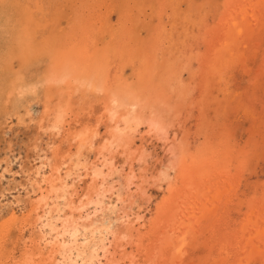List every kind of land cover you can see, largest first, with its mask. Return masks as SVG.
<instances>
[{"label":"rangeland","instance_id":"obj_1","mask_svg":"<svg viewBox=\"0 0 264 264\" xmlns=\"http://www.w3.org/2000/svg\"><path fill=\"white\" fill-rule=\"evenodd\" d=\"M178 1L0 0V264H23L25 246L39 236L30 213L37 198L29 185L31 173L42 168L48 174L57 166L63 177L68 156L75 154L84 168L67 183L65 198L59 204L57 199L60 213L53 212L52 217L58 229L64 218L76 219L80 230L76 241L68 234L61 240L77 263L84 262L76 257L79 252L89 257L97 248L94 264H130L133 259L134 264H168L171 254L166 253L165 259L156 248L171 230L174 240L184 233L198 237L202 248L194 252L198 256L194 264H264V241H260L264 240V26L260 24L264 2L258 7L250 3L252 13L245 17L253 18L258 10L260 20L252 21L257 27L249 19L247 24L239 19L246 37L234 34L242 41L234 52L238 59L229 60L234 65L228 80L217 85L212 78L226 65L225 55L232 46L214 32L228 25L235 11L241 13L245 0H181L182 5ZM59 69L67 71H61L64 77ZM108 161L111 166L104 165ZM93 164L103 168L105 180L100 178L98 185L104 184L83 199L93 202L78 218L67 206L91 187L84 174ZM185 166H195L198 174L213 172L221 180L211 196L204 190L207 178L202 177L199 189L207 195L200 198L195 187L185 194L190 181ZM122 174L131 179L125 181ZM179 195H185L187 202L179 204ZM104 246L108 255L113 254L108 263L100 249ZM189 260L181 259L184 264Z\"/></svg>","mask_w":264,"mask_h":264},{"label":"bare ground","instance_id":"obj_2","mask_svg":"<svg viewBox=\"0 0 264 264\" xmlns=\"http://www.w3.org/2000/svg\"><path fill=\"white\" fill-rule=\"evenodd\" d=\"M167 1H169V0H167ZM176 1H178V0H176ZM180 1V2H179ZM178 2H179V4L180 3H182L183 4V2H181V0H179ZM190 1V0H189ZM189 1H187V2H189ZM204 1V0H203ZM232 1H234V0H232ZM237 1V0H236ZM252 0H245L244 1V4H245V6H243V10H241V11H239V12H241L240 14H238V13H236V11L231 15L232 16V19L230 20L231 22L228 24V25H226L224 28H222V29H220V31L219 30H217V31H215L214 33L215 34H218V38H220V40L222 41L223 40V42H229L228 44L229 45H231L232 47H231V51H228V55H225L227 58H226V62H224V63H226V65H223V67H220L219 68V70H220V73L217 75L216 74V76H217V78L215 77V78H212L211 77V75H209L208 77L210 78H212L213 80H215L214 82L215 83H217V85L218 84H220L221 83V81L222 82H224V81H226V80H228V78H226V76H227V74L229 73V72H231L232 71V65H234L233 64V62H232V64H229V60H234V58L237 60L238 58H236L235 56V54H234V52H236V51H238V50H240L241 49V45L242 44H239L238 43V41L239 42H242L241 40H238V39H236L235 38V35H237L236 33L238 32L239 34L241 33V35H242V37H246V35H244V33H242V26L239 24V19L241 20V22H245L246 24L248 23V21L250 20L251 21V23H249L250 25L252 24L253 25V22H257L258 21V19L260 20V16L259 15H257L258 13H259V11L257 10L256 11V14L255 15H253L254 17L252 18V16H250L249 18H245L247 15H248V13L250 14V13H252V12H249L250 10H252V6H251V4L250 3H255V4H257V6L256 7H258L259 5H261V3L262 2H264V0H262V1H257V0H253L252 2H251ZM178 2H177V4H178ZM186 2V3H187ZM191 2V1H190ZM193 2V1H192ZM191 2V3H192ZM194 2H195V0H194ZM235 2V1H234ZM237 2H240V0L239 1H237ZM241 2H243V1H241ZM190 3V4H191ZM202 3V2H201ZM204 3V2H203ZM209 3V2H208ZM217 3V2H216ZM227 2H225V4H226ZM236 3V2H235ZM165 4V3H164ZM179 4H178V8H180L179 7ZM182 4H180V5H182ZM190 4H188V5H190ZM231 4V3H230ZM234 4V3H233ZM243 4V5H244ZM196 5H198V3L196 4ZM200 5V4H199ZM218 5V4H217ZM222 5V4H221ZM238 5V4H237ZM169 6V5H168ZM170 6H171V4H170ZM195 6V5H194ZM225 6V5H224ZM226 6H230L229 4H227ZM235 6V5H234ZM176 7V8H177ZM201 7V6H200ZM216 7H218V6H216ZM221 7V6H220ZM237 7H240V6H237ZM206 8V7H205ZM219 8V7H218ZM255 8V7H254ZM230 9V8H229ZM256 9V8H255ZM169 10H170V8H169ZM171 10H172V8H171ZM188 10V9H187ZM199 10H200V8H199ZM204 10V9H203ZM203 10H202V12H203ZM167 11H168V9H167ZM184 11V10H183ZM196 11V10H195ZM224 11H226V10H224ZM170 12V11H169ZM177 12V11H176ZM188 12H189V10H188ZM201 12V11H200ZM221 12V11H220ZM227 12V11H226ZM228 12H229V10H228ZM185 13V12H184ZM81 14V13H80ZM156 14V13H155ZM176 14H178V13H176ZM181 14V13H180ZM179 14V15H180ZM182 14H183V12H182ZM192 14V13H191ZM191 14L189 15V16H191ZM201 14V13H200ZM200 14H199V16H200ZM207 14V13H206ZM214 14V13H213ZM231 13H229V15H230ZM169 15V14H168ZM175 15V14H174ZM174 15H172V16H174ZM203 15V14H202ZM217 15H219V14H217ZM228 15V16H229ZM252 15V14H251ZM256 15L258 16V17H256ZM189 16H187V18H189ZM198 16V17H199ZM193 17V16H192ZM191 17V19H193ZM201 17V16H200ZM230 17V16H229ZM244 17V19H242ZM167 18V17H166ZM172 18V17H171ZM175 18H176V16H175ZM186 18V19H187ZM194 18L196 19L197 17H195L194 16ZM212 18H213V16H212ZM169 19V18H168ZM182 19H184V16L182 17ZM190 19V20H191ZM201 19H204V18H202L201 17ZM249 19V20H248ZM252 19V20H251ZM263 19V23H260V24H262L261 25V27H263L264 26V18H262ZM228 20V19H227ZM226 20V21H227ZM257 20V21H256ZM182 21V20H181ZM191 21H193V20H191ZM239 21V22H238ZM253 21V22H252ZM184 22V21H183ZM183 22H181L182 24H183ZM171 23H172V21H171ZM174 23V22H173ZM192 23V22H191ZM194 23H195V21H194ZM225 23H227V22H225ZM259 23V22H258ZM203 24V23H202ZM224 24V23H223ZM248 24V25H249ZM173 25H175V23L173 24ZM189 25V24H188ZM187 25V26H188ZM255 25V24H254ZM253 25V26H254ZM256 26V25H255ZM163 27V26H162ZM165 27V26H164ZM163 27V28H164ZM175 27V26H174ZM186 27V26H185ZM193 27V26H192ZM251 27V26H250ZM257 27V26H256ZM170 28H172V27H170ZM187 28V27H186ZM255 28V27H254ZM254 28H251V32H254V33H257L258 34V30H254ZM183 29V28H182ZM262 29V28H261ZM261 29H259V31L261 30ZM171 29H168L167 31L169 32ZM157 31V30H156ZM166 31V30H165ZM186 31V30H185ZM205 31V30H204ZM262 31V30H261ZM80 32V31H79ZM161 32H163V31H161ZM183 32V31H182ZM187 32V31H186ZM213 32V31H212ZM249 32H250V30H249ZM117 33H118V31H117ZM165 33V32H164ZM186 34V33H185ZM184 34V35H185ZM235 34V35H234ZM246 34H247V32H246ZM113 35V34H112ZM116 35V34H115ZM170 35V34H169ZM180 35V34H179ZM234 35V36H233ZM251 35V34H250ZM166 36H167V34H166ZM239 36V35H238ZM247 36H248V34H247ZM254 36V35H253ZM256 36V35H255ZM254 36V37H255ZM260 36V35H259ZM259 36H257V37H259ZM186 37V36H185ZM217 37L216 38H214V39H217ZM25 38V37H24ZM179 38V37H178ZM189 38V37H188ZM206 38L208 39H210V37H207L206 36ZM244 38H241L242 40H244ZM173 39V38H172ZM171 39V40H172ZM192 39V38H191ZM202 40H203V38H201ZM249 39H250V41H252L253 40V37L251 36V37H249ZM256 39V38H255ZM195 40V39H194ZM246 40V39H245ZM179 41V40H178ZM249 41V40H248ZM258 41V40H257ZM23 42H24V40H23ZM82 42H84V41H82ZM114 42V41H113ZM175 42V41H174ZM174 42H173V45H174ZM211 42H212V40H211ZM215 42V41H214ZM214 42H213V44H214ZM61 43V42H60ZM108 43V42H107ZM123 43V42H122ZM171 43H172V41H171ZM182 43V42H181ZM208 43H210V42H208ZM82 44V43H81ZM169 44V43H168ZM207 44V43H206ZM210 45V44H209ZM239 45H240V48H239ZM73 46V45H72ZM77 46V45H76ZM122 46V45H121ZM170 46V45H169ZM175 46H177V45H175ZM182 46V45H181ZM217 46V45H216ZM225 46V48L223 47V49H225V51H226V49H228V48H226V47H228V45H224ZM68 47V46H67ZM80 47V46H79ZM78 47V48H79ZM111 47H113V46H111ZM158 47V46H157ZM165 47V46H164ZM210 48H211V46H209ZM214 47H215V45H214ZM247 47V46H246ZM77 48V49H78ZM155 48V47H154ZM176 48V47H175ZM178 48V47H177ZM207 48V47H206ZM216 48V47H215ZM244 48V47H243ZM248 48V47H247ZM82 49H83V47H82ZM170 49H171V47H170ZM173 49H174V46H173ZM172 49V50H173ZM217 49H218V47H217ZM222 49V48H221ZM118 50V49H117ZM130 50V49H129ZM171 50V51H172ZM207 50V49H206ZM71 51V50H70ZM125 51V50H124ZM128 51V50H127ZM132 51V50H131ZM221 51V50H220ZM55 52V51H54ZM73 52V51H72ZM78 52V51H77ZM83 52V51H82ZM123 52V51H122ZM169 52V51H168ZM216 52H218V51H216ZM128 52H126V54H127ZM214 53V52H213ZM219 53V52H218ZM218 53H216V54H218ZM220 53H222V52H220ZM247 53V52H246ZM255 53V52H254ZM79 54V53H78ZM196 54V53H195ZM224 54H225V52H224ZM224 54H222V55H224ZM227 54V53H226ZM79 55H81V54H79ZM83 55V54H82ZM104 55H105V53H104ZM193 55H194V53H193ZM201 55V54H200ZM208 55V54H207ZM261 55V54H260ZM54 56V55H53ZM68 56L70 57V56H72V54L71 55H69L68 54ZM191 56V55H190ZM197 56V55H196ZM202 56L204 57V55L202 54ZM209 56V55H208ZM220 56V55H219ZM237 56H239V55H237ZM92 57V55L89 57V58H91ZM192 57V56H191ZM202 57V58H203ZM212 57V56H211ZM240 57V56H239ZM60 58V57H59ZM147 58V57H146ZM181 58V57H180ZM186 58V57H185ZM205 58V57H204ZM57 59V58H56ZM75 59V58H74ZM73 59V60H74ZM103 59H107L106 57L105 58H103ZM188 59V58H187ZM192 59V58H191ZM195 59V58H194ZM222 59V56H220L219 57V60H221ZM58 60H60V59H58ZM84 60H86V59H84ZM128 60V59H127ZM56 61V60H55ZM61 61V60H60ZM90 61V60H89ZM100 61V60H99ZM102 61V60H101ZM105 61H107V60H105ZM144 61V60H143ZM187 62H188V60H186ZM193 61V60H192ZM199 62H200V60H198ZM198 61H196V62H198ZM208 61V60H207ZM222 61H224V59L222 60ZM64 62V61H63ZM62 62V63H63ZM86 62V61H85ZM180 62H181V60H180ZM231 62V61H230ZM253 62V61H252ZM257 62V61H256ZM60 63V62H59ZM61 63V64H62ZM72 63H73V61H72ZM98 63V62H97ZM206 63V62H205ZM55 64V63H54ZM74 64V63H73ZM200 64V63H199ZM207 64H211V63H207ZM206 64V65H207ZM227 64H229V65H227ZM63 65V64H62ZM89 65V64H88ZM203 64L201 63V66H202ZM253 65V64H252ZM64 66V65H63ZM72 66V65H71ZM71 66H69V67H71ZM75 66V65H74ZM188 66V65H187ZM209 66V65H208ZM215 66V65H214ZM213 66V67H214ZM231 66V67H230ZM237 66V65H236ZM240 66V65H239ZM97 66H95V68H96ZM143 67V66H142ZM170 67H171V65H170ZM75 68V67H74ZM74 68H73V70H74ZM81 68V67H80ZM82 68H84V67H82ZM91 68H93V67H91ZM207 68H209L210 69V66L209 67H207ZM245 68V67H244ZM78 70H79V68H77ZM139 69V68H138ZM189 69V68H188ZM212 69V68H211ZM210 69V70H211ZM71 70V69H70ZM91 70V69H90ZM200 70V69H199ZM214 70H216V69H214ZM245 70V69H244ZM59 71H60V69H59ZM61 71H66V70H61ZM60 71V72H61ZM81 71V70H80ZM88 71V70H87ZM202 71V70H201ZM50 72V71H49ZM67 72V71H66ZM68 72H70V71H68ZM73 72V71H72ZM95 72H98V71H95ZM104 72V71H103ZM215 72V71H214ZM213 72V70H212V73H214ZM239 72V71H238ZM54 73V72H53ZM62 73V72H61ZM82 73V72H81ZM202 73V72H201ZM63 74V73H62ZM61 74V75H62ZM68 74V73H67ZM101 74H102V72H101ZM104 74H105V72H104ZM204 74H205V72H204ZM207 74H208V72H207ZM241 74V73H240ZM58 75V74H57ZM230 75V74H229ZM54 76V75H53ZM65 75L63 74V77H64ZM141 76V75H140ZM192 76H193V74H192ZM207 76V75H206ZM52 77V76H51ZM92 77V76H91ZM95 77V76H94ZM98 77V76H97ZM100 77V76H99ZM142 77V76H141ZM223 77V78H222ZM67 78V77H66ZM68 79V78H67ZM66 79V80H67ZM208 79V78H207ZM233 79V78H232ZM48 80V79H47ZM58 80H60L59 78H58ZM70 80V79H69ZM72 80V79H71ZM70 80V81H71ZM219 80V81H218ZM205 81V80H204ZM67 82H68V80H67ZM167 82V81H166ZM173 82V81H172ZM102 83V82H101ZM118 84V83H117ZM230 84V83H229ZM175 85V84H174ZM210 85V83L208 84V86ZM216 85V86H217ZM226 85V84H225ZM107 86V85H106ZM215 86V85H214ZM137 87V86H136ZM157 87V86H156ZM218 87V86H217ZM179 89H181L180 87H178ZM183 88V87H182ZM222 88V87H221ZM99 89V88H98ZM136 89V88H135ZM209 90V89H208ZM140 91V90H139ZM115 92H116V89H115ZM120 92V91H119ZM129 92V91H128ZM210 92V91H209ZM21 93V92H20ZM131 93V92H130ZM230 93V92H229ZM116 95V94H115ZM122 95V94H121ZM133 95H134V93H133ZM136 95H137V93H136ZM140 95V94H139ZM114 96V95H113ZM117 96V95H116ZM123 96V95H122ZM127 96V95H126ZM132 96V95H131ZM129 97V96H128ZM140 98V97H139ZM114 99H117V101H118V97L117 98H115L114 97ZM141 99V98H140ZM122 100V99H121ZM130 100V99H129ZM215 100H216V98H215ZM115 101V100H114ZM127 101H128V99H127ZM137 101H138V97H137ZM121 102V101H120ZM135 102H136V100H135ZM134 102V103H135ZM142 102V101H141ZM114 103V102H113ZM138 103H139V101H138ZM241 103V102H240ZM116 104V103H115ZM129 105H131L130 103H128ZM139 104H141V103H139ZM133 105V104H132ZM135 105V104H134ZM229 105V104H228ZM135 106H137V102H136V105ZM223 106V105H222ZM117 107V106H116ZM201 107V106H200ZM115 108V107H114ZM199 108V107H198ZM208 108V107H207ZM127 109V108H126ZM130 109V108H129ZM113 110V114H114V109H112ZM125 112H127V111H125ZM221 116V115H220ZM96 121V120H95ZM125 124H127L126 122H125ZM126 126V125H125ZM231 128V127H230ZM260 128V127H259ZM161 129V128H160ZM220 132V131H219ZM78 135V134H77ZM80 136V135H79ZM214 137H215V135H214ZM80 139V138H79ZM229 141V140H228ZM80 143V142H79ZM228 145V144H227ZM225 148H227V147H225ZM130 150V149H129ZM224 150V149H223ZM227 150H230V148H228ZM189 152V151H188ZM226 154V153H225ZM246 156V155H245ZM193 157V156H192ZM44 158H45V156H44ZM101 158V157H100ZM203 158V157H202ZM223 158V157H222ZM68 160V162H69V166H66L67 164H68V162H66V164H64V162L62 163V164H64L65 166H66V170L64 171V176L63 177H61L60 176V167H57V166H53L52 168L50 167V169L48 170V174L47 173H45L43 170H42V168H38V169H36L34 172H29V173H31L32 175H33V177H31L30 179H29V185H30V187L32 188V191L31 192H33L34 194H36V196H37V198L35 199V202L33 203V207H32V212H30V213H33L34 214V218L33 219H35V221H36V223H37V226H38V233H39V236H38V238H37V240L36 241H34V240H30L29 241V243L25 246L26 247V250H25V252L23 253V256H24V261H23V264H39V262H40V264H80V263H77L76 262V260H72V258H71V250L69 251V253L68 252H66L65 251V247L67 246L65 243H64V241H62L61 240V236L62 235H64V234H68L71 238H72V241L73 242H75L76 241V239H77V236H78V232H80V230H79V227H78V224H77V221H76V219H73V220H71V219H69V218H64L62 221V224H61V226H60V229H58L56 226H55V224H54V221H53V217H52V214H56L57 215V213L59 212V209H58V204L61 202L60 200L61 199H64L65 197H64V194L66 193V186H67V183L69 182V180H72V178H73V176L74 175H78V176H80V169H82V168H84V165H83V161L80 159V157H79V154H75V155H69L68 156V158H67ZM192 159V158H191ZM195 159V158H194ZM204 159V158H203ZM220 159V158H219ZM201 160V159H200ZM215 160V159H214ZM42 161V160H41ZM195 161V160H194ZM202 161V160H201ZM201 161H199V162H201ZM39 163H41V162H39ZM51 163V162H50ZM214 163H216V162H214ZM42 164H44V163H42ZM190 164H192V163H190ZM194 165H196V167H198L199 166V163H193ZM201 164H203V162L201 163ZM217 164V163H216ZM49 165V164H48ZM94 165V164H93ZM105 166L106 165H112V162L111 161H108V162H106L105 164H104ZM218 165V164H217ZM104 167V166H103ZM113 167H114V165H113ZM63 168V167H62ZM89 168V167H88ZM106 168V167H105ZM104 168V169H105ZM185 168H187L186 170H185V172L184 171H182V170H180V171H182V173L184 172V174H185V176L188 178V179H190V181H187L186 182V188H185V194H188V191L189 190H192L193 189V187H195V188H197V191L199 190V192H201L200 193V198H201V196L203 195H205V193H204V191L203 190H200L199 188H200V186H202L201 185V182H202V180H200V177H202L203 179L205 178H207L206 179V182H207V186H206V188L204 189V190H206L207 191V193L211 196L212 195V193H209L213 188H217V185H216V183H218V182H220L219 181V179L217 180V179H215V177H214V174H213V172H207V171H204V172H201V174H198V173H196L193 169H195V166H185ZM199 168V167H198ZM197 168V169H198ZM203 169V168H202ZM88 170H90L89 172L88 171H86L85 172V174L84 175H88V177L87 178H89L90 179V181H91V187H88L87 188V193H85V191H83L84 192V195L82 196V197H79V199H77V201H72L73 202V204H68V208L70 209V212H71V214L70 215H72V213L73 212H75V213H77V215H78V218H81V215H82V213H83V211L86 209V207L88 206V205H90L91 204V202H93L90 198H89V200L87 201V202H83V199L84 198H88L89 197V195L91 194V191H93V192H96V193H98L97 192V189L99 190L100 188V186H102V184H104L102 181H104L105 180V176H104V172H103V168L102 167H99L98 165H94V166H91L90 167V169H88ZM121 170V169H120ZM184 170V169H183ZM206 170V169H205ZM237 170V169H236ZM30 171V170H29ZM114 171V170H113ZM209 171V170H208ZM106 172V171H105ZM194 172V173H193ZM200 173V172H199ZM106 174V173H105ZM209 174H213V175H209ZM122 176H124L123 178H124V180L125 181H129L131 178H130V176L129 175H124V174H122ZM103 179L101 182H100V184L98 185V180L99 179ZM217 178V177H216ZM83 179V178H82ZM86 180V179H85ZM117 180V179H116ZM27 181V180H26ZM118 181V180H117ZM213 181L215 182V183H213ZM82 182V181H81ZM87 182V181H86ZM107 182V181H106ZM119 183V182H118ZM125 183V182H124ZM57 184H60L59 186H57ZM108 184V183H107ZM28 185V184H27ZM72 185V184H71ZM231 186H233V185H231ZM86 187V186H85ZM185 187V186H184ZM29 188V187H28ZM27 189V188H26ZM115 189V188H114ZM122 188H120V190H121ZM187 189V190H186ZM31 190V189H30ZM83 190V189H82ZM84 190H86L85 188H84ZM111 191L113 190L112 188L110 189ZM119 190V189H118ZM187 191V192H186ZM30 193V192H29ZM72 194V193H71ZM182 194V193H181ZM202 194V195H201ZM214 194H216V193H214ZM207 195V194H206ZM205 195V196H206ZM208 195V196H209ZM91 197V196H90ZM105 197V196H104ZM190 197V196H189ZM188 197V198H189ZM66 198H68V197H66ZM109 198V197H108ZM123 198V197H122ZM195 198H196V195H195ZM57 199H59V202L57 201ZM124 199V198H123ZM179 199H180V201H179V204H182V202L184 201V200H187V198H185V195L184 196H182V195H179ZM206 199V198H205ZM204 199V200H205ZM208 199H209V197H208ZM235 199V198H234ZM52 200V202L53 201H55L54 202V205H51L52 207H50V201ZM68 200V199H67ZM73 200V199H72ZM193 200V199H192ZM203 200V199H202ZM227 200H229V198L227 199ZM225 201H226V199H225ZM237 201V200H236ZM57 202H58V204H57ZM75 202H77V204L75 203ZM184 202H187V201H184ZM212 202H213V200H212ZM96 203H98V201H96ZM190 203V202H189ZM208 202H206V204H207ZM185 205V204H184ZM196 205V204H195ZM208 205V204H207ZM212 205V204H211ZM224 205V204H223ZM137 206V205H136ZM199 206L201 207V205L199 204L198 205V208H199ZM225 206V205H224ZM251 206V205H250ZM181 207L183 208L184 206H182L181 205ZM186 207V206H185ZM203 207V206H202ZM201 207V208H202ZM54 208V209H53ZM66 208V207H65ZM131 208V207H130ZM182 208H181V210H182ZM191 208V207H190ZM189 208V209H190ZM228 208V207H227ZM230 208V207H229ZM239 208V207H238ZM200 210V209H199ZM203 209H201V211H202ZM224 210V209H223ZM225 210H227V209H225ZM95 211V210H94ZM175 211V210H174ZM174 211H173V213H174ZM185 211L186 210H184V213H185ZM206 211V210H205ZM54 212V213H53ZM61 212H62V210H61ZM127 212V211H126ZM167 212V211H166ZM179 212V211H178ZM194 212V211H193ZM214 212H215V209H214ZM223 212V211H222ZM226 212V211H225ZM60 213V212H59ZM169 213V212H168ZM170 213H172V212H170ZM180 213V212H179ZM183 213V214H184ZM190 213V212H189ZM208 213V212H207ZM216 213V212H215ZM32 214V215H33ZM181 214V213H180ZM195 214V213H194ZM200 214H201V212H200ZM204 214V210H203V213H202V215ZM226 214H228V213H226ZM230 214V213H229ZM75 215V214H74ZM173 215H176V213L175 214H173ZM189 215V214H188ZM187 215V216H188ZM191 215V214H190ZM189 215V216H190ZM165 216V215H164ZM201 216V215H200ZM230 216V215H229ZM66 217V216H65ZM70 217H72V216H70ZM174 217H176V216H174ZM178 217V216H177ZM182 217V216H181ZM193 217V216H192ZM207 217V216H206ZM206 217H204V215H203V218H206ZM210 218H211V216H209ZM217 217V216H216ZM233 217V216H232ZM256 217V216H255ZM260 217V216H259ZM190 218V217H189ZM197 218V217H196ZM202 218V217H201ZM200 218V219H201ZM224 218V217H223ZM235 218V217H234ZM243 218V217H242ZM147 219V218H146ZM181 219V218H180ZM207 219L209 220V218L207 217ZM216 219V218H215ZM230 219V218H229ZM237 219V218H236ZM21 220V219H20ZM177 220H179V219H177ZM187 220V219H186ZM185 220V221H186ZM205 220V219H204ZM242 220V219H241ZM34 221V222H35ZM170 221V220H169ZM174 221V220H173ZM184 221V220H183ZM192 221V220H191ZM68 222H70L71 224H68ZM164 222V221H163ZM195 222V221H194ZM235 222V221H234ZM244 222V221H243ZM242 222V223H243ZM39 223V224H38ZM160 223L162 224V221H160ZM175 223V222H174ZM174 223H172V221H171V225L172 224H174ZM183 223V222H182ZM181 223V224H182ZM209 222H207V224H208ZM247 223V222H246ZM41 224V225H40ZM155 224H157V223H155ZM161 224H160V226H161ZM212 224V223H211ZM216 224V223H215ZM229 224V223H228ZM134 225V224H133ZM167 225V224H166ZM179 225V224H178ZM189 225V227H190V224L188 223L187 224V226ZM193 225V224H192ZM232 225V224H231ZM230 225V226H231ZM234 225V224H233ZM239 225H241V224H239ZM247 225V224H246ZM155 226V225H154ZM158 226V225H157ZM173 226V225H172ZM174 226H175V224H174ZM186 226V225H185ZM253 226V225H252ZM159 227V226H158ZM198 227V226H197ZM251 227V226H250ZM260 227V226H259ZM259 227H258V229H259ZM87 228H89L88 226L87 227H83V229H87ZM142 228V227H141ZM186 228H188V227H186ZM185 228V229H186ZM222 228V227H221ZM233 228V227H232ZM243 228V227H242ZM247 228V231H246V233H249L248 232V228L249 227H246ZM162 228H160V230H161ZM189 229V228H188ZM206 229V228H205ZM205 229H203V231L205 230ZM212 229V228H211ZM244 229V228H243ZM163 230V229H162ZM165 230H166V227H165ZM167 230H169L168 228H167ZM187 230V229H186ZM201 230V229H200ZM223 230V229H222ZM254 230V229H253ZM58 231H59V233H58ZM234 231V230H233ZM242 231V230H241ZM244 231V232H245ZM171 232V230H169V231H167V232H165V234L164 235H162V238H164V239H160V248H156L157 250L159 249L160 250V253L161 254H164V258H165V256L168 254V253H170L171 254V257L169 258L172 262H168V264H184V262L183 261H181V259H184L185 261H188V259L190 258V260L189 261H191L190 263H188V264H194L195 262H197L196 261V259H197V255H195L194 254V252L196 251V249H198V250H201V248H202V245H200L199 244V239H197L198 237H194V238H191V236H192V234H191V236H186V235H184V234H182V235H180L178 238L176 237V239L174 240V239H172L171 238V236H170V233ZM177 232V231H176ZM179 232V231H178ZM192 232V231H191ZM191 232H189V233H191ZM209 232V231H208ZM213 232V231H212ZM236 232V231H235ZM51 233H57V235H55V236H51ZM195 233V232H194ZM193 233V234H194ZM210 233H211V231H210ZM225 233V232H224ZM227 233V232H226ZM155 234V233H154ZM162 234V233H161ZM211 234H213V233H211ZM221 234H222V232H221ZM228 234V233H227ZM227 234H224V235H227ZM245 234V233H244ZM125 235V234H124ZM160 235V234H159ZM203 235V234H202ZM201 235V236H202ZM229 235V234H228ZM146 236H148V235H146ZM206 236H209V235H206ZM223 236V235H222ZM246 236V235H245ZM255 236V235H254ZM261 236V235H260ZM259 236V237H260ZM263 236V235H262ZM261 236V237H262ZM60 237V238H59ZM151 238V237H150ZM158 238V237H157ZM175 238V237H174ZM185 238H187L188 240H184ZM189 238H191V239H189ZM210 237H208L207 239L208 240H210L209 239ZM33 239V238H32ZM69 239V238H68ZM146 239V238H145ZM144 239V240H145ZM216 240H217V238H215ZM233 239V238H232ZM249 239V238H248ZM257 239H258V237H257ZM261 239V238H260ZM260 239H258V241L260 240ZM64 240V239H63ZM227 240V239H226ZM235 240V239H234ZM71 241V242H72ZM143 241V240H142ZM153 241V240H152ZM174 241H175V243H174ZM219 241V240H218ZM237 241V240H236ZM247 241V240H246ZM261 242L262 241H264L263 239L262 240H260ZM103 242V239H101V243ZM111 242H112V240H111ZM116 242V241H115ZM210 242H211V240H210ZM209 242V243H210ZM224 242V241H223ZM222 242V243H223ZM228 242V241H227ZM243 242V241H242ZM249 242V241H248ZM248 242H246V243H248ZM150 243V242H149ZM203 243V242H202ZM220 243V242H219ZM250 243V242H249ZM256 243V242H255ZM263 243L264 242H262V247H263ZM73 244V243H72ZM208 244V243H207ZM212 244V243H211ZM216 244V243H215ZM234 244V243H233ZM238 244V243H237ZM243 244V243H242ZM259 244V243H258ZM115 245V244H114ZM117 245V244H116ZM249 245H251V244H249ZM248 245V246H249ZM120 246V245H119ZM213 245H211V248H213L212 247ZM229 246V245H228ZM238 246V245H237ZM115 247V246H114ZM122 247V246H121ZM142 247V246H141ZM210 247V246H209ZM218 247V246H217ZM234 248H235V245L233 246ZM232 247V248H233ZM255 247V246H254ZM228 248V247H227ZM247 248H250V247H247ZM264 248V247H263ZM102 251H103V254H102V257L106 260V262L108 263V261L109 260H111V255H113L112 253H109V255H108V252H109V250H108V248L106 247V246H104V247H101L100 248ZM141 249V248H140ZM222 249H223V247H222ZM228 249H231V248H228ZM238 249V248H237ZM156 250V251H157ZM214 250V249H213ZM252 250H254V249H252ZM149 251V250H148ZM231 251H233V250H231ZM235 251H237V250H235ZM255 251L256 250H254V253H255ZM258 251V250H257ZM137 252H139V251H137ZM220 252V251H219ZM249 252H251V251H249ZM248 252V253H249ZM153 253V252H152ZM167 253V254H166ZM233 253V252H232ZM236 253V252H235ZM253 252H252V254H250V256H252L253 254H254ZM141 254V253H140ZM156 254V253H155ZM203 254V253H202ZM201 254V255H202ZM206 254V253H205ZM224 254V253H223ZM238 254V253H237ZM243 254V253H242ZM241 254V255H242ZM259 254H261V253H259ZM121 255V254H120ZM119 255V256H120ZM156 255H160L158 252H157V254ZM200 255V256H201ZM204 255V254H203ZM236 255V254H235ZM261 255H263V254H261ZM97 256H98V252H97V248H94L93 250H92V253H91V255L89 256V257H84V253L81 251V252H79L78 254H77V256L76 257H80L81 258V261L83 262V263H81V264H92L93 262H91V261H93V259L94 260H97L98 258H97ZM108 256H110V257H108ZM126 256V255H125ZM134 256V255H133ZM184 256H187V258H185ZM211 256V255H210ZM214 256V255H213ZM216 256H218V255H216ZM264 256V255H263ZM262 256V257H263ZM117 257V256H116ZM127 257H129V256H127ZM163 257V256H162ZM169 257V256H168ZM222 257V256H221ZM236 257V256H235ZM237 257H238V255H237ZM140 258V257H139ZM211 258V257H210ZM218 258H219V256H218ZM228 258V257H227ZM239 259H240V257H238ZM249 258V257H248ZM253 258V256L251 257V259ZM257 258V257H256ZM255 258V259H256ZM261 258V257H260ZM155 259V258H154ZM159 259V258H158ZM166 259V258H165ZM202 259V258H201ZM200 259V260H201ZM207 259V258H206ZM223 258H221V260H222ZM229 259V258H228ZM118 260V259H117ZM149 260V259H148ZM147 260V261H148ZM198 260V259H197ZM213 260H216L215 258L213 259ZM225 260V259H224ZM224 260H223V262H224ZM236 260H237V258H236ZM245 260V259H244ZM246 260H248L247 259V255H246ZM245 260V261H246ZM259 260V259H258ZM262 260H264V258L262 259ZM160 261V260H159ZM164 261V260H163ZM179 261H180V263H179ZM201 261H203V260H201ZM218 261V260H217ZM230 261V260H229ZM243 261V260H242ZM249 261H251V260H249ZM98 262V264H103V263H101L100 261H97ZM140 262V261H139ZM204 262V261H203ZM165 263V262H164ZM200 263V262H199ZM215 263V262H214ZM217 263V262H216ZM260 263V262H259ZM94 264V263H93ZM111 264H115V263H111ZM117 264V263H116ZM130 264H134V259L133 260H130ZM141 264V263H140ZM200 264H203V263H200ZM210 264V263H209ZM243 264V263H242ZM246 264H251V262L250 263H248V262H246ZM257 264V263H256Z\"/></svg>","mask_w":264,"mask_h":264}]
</instances>
